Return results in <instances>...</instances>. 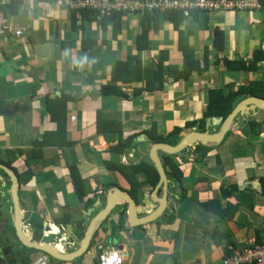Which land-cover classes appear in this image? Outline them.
<instances>
[{
	"label": "crops",
	"instance_id": "crops-1",
	"mask_svg": "<svg viewBox=\"0 0 264 264\" xmlns=\"http://www.w3.org/2000/svg\"><path fill=\"white\" fill-rule=\"evenodd\" d=\"M254 1L260 8L184 16L179 29L173 20L162 17L153 22L149 47L139 52L142 16H127L116 32L111 21L104 25L103 20L78 13L73 20L68 0H0V10L23 31L21 37L0 34V159L13 161L20 176L27 164L24 160L33 162L34 141L43 142L46 134L58 130L49 103L62 97L71 99L62 135L66 144L46 145L32 182L22 184L20 190L26 218L44 223L42 243L61 245L65 238L51 234L47 225H67L68 232H64L78 237L67 250L64 244L65 251L59 250L77 253L92 225L107 210L108 196L118 188L136 201L135 219L146 218L159 208L153 196L156 188L151 193L139 189L135 196L116 164L150 161L152 145L146 132L154 128L157 136L172 145L184 132H218L219 121L207 118L202 123L210 91L264 80V63L258 72L227 71L224 62L215 64L222 58L248 63L257 51L264 53V0ZM217 29L224 37L219 53L214 47ZM180 47L195 53L202 71L180 81L168 75L163 90L144 91L148 81L154 82L157 66L163 61L165 71L170 65L183 70ZM132 55L141 61L145 77L135 83L115 81L117 62ZM114 82H120L116 86L127 97L103 92ZM243 115L237 116L222 142L206 147L210 148L207 154L198 150L200 145L180 154L183 185L169 181L173 198L167 210L177 214L175 221L165 220L166 210L157 220L134 226L130 206L122 199L104 222L94 226L96 233L84 254L75 261L54 260L53 264H98L99 247L117 249L114 240L122 246L118 250L124 264H223L244 242L264 244V134L260 132L264 112L257 115L251 108ZM251 122L258 124L256 131ZM176 128L181 132L171 136ZM55 139L59 142L60 138ZM121 145H125L120 148L124 152L114 149ZM18 150L27 156L22 157ZM200 154L205 155L204 163L199 161ZM74 174L82 181L84 195L74 191ZM138 178L146 179L143 174ZM233 187L238 191H232ZM184 188L188 195L183 201ZM224 191L230 192L229 200L223 197ZM158 195L162 197L161 190ZM212 200L219 201L223 209L232 204L236 211L220 218L202 207Z\"/></svg>",
	"mask_w": 264,
	"mask_h": 264
},
{
	"label": "trees",
	"instance_id": "trees-1",
	"mask_svg": "<svg viewBox=\"0 0 264 264\" xmlns=\"http://www.w3.org/2000/svg\"><path fill=\"white\" fill-rule=\"evenodd\" d=\"M74 12L73 20H75V16L77 15V12ZM197 12V11H195ZM194 12V13H195ZM200 13V12H199ZM79 14V13H78ZM81 14L85 15V17H92L95 20H103L104 25H106L107 22L111 21L113 24V28L116 29V32L118 29L121 28L122 22L125 20L127 16H129L126 12L121 11H113L110 12L105 17H100V14H94L90 11H84ZM193 14V13H192ZM138 16L143 17V27H142V33L137 38V48L139 52L144 51L149 47V32L153 26V22L159 21L160 18H165L167 20H173L176 26V29H179V23L183 20L184 15L181 12L178 11H168L165 13H161L158 11L155 12H146L143 15L137 14ZM182 33V32H181ZM183 34V33H182ZM96 44V42L94 43ZM87 42L84 44V48H87ZM214 47L216 48L217 52H221L224 48V37L223 33L217 29L214 34ZM181 51L183 53V70L181 71L179 68V65H170L166 71L163 66V62L160 63L155 71V77L152 79L154 82H147V86L144 89V91H147L149 93L154 91H161L164 89L165 85V79L168 75L174 79V81H180L184 79H189L191 77L190 75L194 72H201V65L196 60L195 53L189 49L181 48ZM87 57H90V51H88ZM209 52L208 50L205 53V63L208 64L209 62ZM221 62H224V65L226 66L227 71H245V72H258L260 69V64L264 63V53L257 51L251 62L246 63L243 60L239 61H231L227 58L218 59L215 64L219 65ZM145 74L142 71V63L138 59L136 55L129 56L128 59L125 62H117L116 69L113 71V76L115 81H122V83H135L140 82L143 80V76ZM145 77V76H144ZM156 81V82H155ZM117 83L120 82H114V85H110L108 87H105L103 89V92L106 94L113 93L117 97H127L125 96L120 89L118 88ZM143 92V91H141ZM248 97H258L264 99V80H254L249 82L248 84L241 85L239 87H229L227 89H214L210 91L209 94V101H208V109L205 114V118L202 120V123L206 122L207 118H222L223 120H226L228 116L233 112L235 107L239 104V102L242 99H246ZM71 101L70 98L62 97L58 98L56 101H52L49 103V112L52 116V119L55 123L58 124V130L57 132H54L53 134H46L47 139H45L43 142H35L34 141V148L32 150L33 154V162L28 163L24 166L22 174L20 175V178L22 180V184H28L32 182L34 178V167L36 164H38V161L42 159L43 155V149L46 145H55L58 143V145L63 146L66 144L65 137L63 138L62 135H64V128L66 126V120H67V106L68 103ZM196 124V123H195ZM251 127L254 128L256 131L257 123L251 122ZM204 131V129H203ZM181 132L180 128H176L174 132L170 133L171 136H178ZM148 139H150L151 143L150 146L156 143H167V140L161 136L156 135V129L147 131L146 132ZM258 135V134H257ZM59 136V142L58 138ZM51 137V138H50ZM50 139V140H48ZM55 139V140H54ZM63 139L62 141H60ZM172 144V143H169ZM176 144V143H175ZM120 148H125V145H121L118 147H115V150H118L120 152H124ZM210 148H206L202 145L198 147V150H203L206 154L208 153V150ZM9 154L16 153L15 151H8ZM201 153V152H200ZM163 156V163L164 167L167 171V174L171 181L178 182L180 181L183 185L184 181V170H183V158L178 155H166L162 154ZM202 156L199 160L200 162L204 163V156L203 154H200ZM0 162H3L0 159ZM10 165L14 162L10 161ZM117 169L120 171V173L127 178L131 185V192L135 196H137V192H139V189H148V191L151 193L158 185L160 181V176L158 174V171L151 161H141L138 164H116ZM14 170L18 173V169L16 166H14ZM139 174L145 175L146 179L144 181H140L138 178ZM262 184H264V178L261 179ZM74 191L78 194H85V189L82 184V181L78 180L76 175L74 174ZM188 190L183 191L182 194V200L184 201L187 197ZM232 191H238L237 187H233ZM223 197L225 199H230L231 195L229 191L223 192ZM202 207H205L207 211H210L217 215L220 218H224L226 215H229L233 210L236 211V208L230 204L227 209H223L222 205L219 201L212 200L209 203H205L202 205ZM171 222L175 221V217L170 219ZM29 222V220H28ZM30 223L33 227L39 228L41 230H44V226L42 223L38 224L34 218L30 219ZM12 236L14 237V246L16 247L18 245L17 235L15 232V229L13 225H10ZM260 239V238H259ZM261 241V240H260ZM258 244H262V242H258ZM16 253H13L12 255H9L10 261L9 263L3 262L0 260V264H31L34 262L35 258H31L30 255H25L23 251L15 248ZM18 252V253H17ZM229 257V256H228ZM226 257V258H228ZM225 258V259H226ZM224 259V260H225Z\"/></svg>",
	"mask_w": 264,
	"mask_h": 264
},
{
	"label": "water",
	"instance_id": "water-1",
	"mask_svg": "<svg viewBox=\"0 0 264 264\" xmlns=\"http://www.w3.org/2000/svg\"><path fill=\"white\" fill-rule=\"evenodd\" d=\"M252 108V112L256 111L257 115L260 112H264V99L258 98V97H248L242 102H240L233 112L228 116L226 120H223L222 118H213L214 120L219 121V124H222V127L220 130L216 133L209 134V133H203V132H190V133H182L181 135V140L177 144H169V143H156L151 146L150 152H149V160L153 162L155 165L158 174L160 176V181L153 192V196L159 206V208L151 215L147 216L146 218H138L135 219L134 217L136 216V201L134 198L126 191L118 188L115 189V191L108 196L109 203H108V208L103 212L97 219L96 224L102 222L105 220L110 213L112 212V208L114 207V204L118 203L122 199H125L126 202H128L130 206V215H131V223L132 225H143L146 224L147 222L150 221H155L157 220L160 216L163 215V213L167 210L168 206H170L171 199H168V186H169V177L167 174V171L164 167L163 160L161 158V153L166 154V155H178L187 150L188 148H193L196 149V146L202 145L204 147H214L215 144L220 143L223 141L225 136L228 134V132L231 130V128L234 125V122L236 121L237 116L243 115L244 112H246L248 109ZM256 115V116H257ZM244 116V115H243ZM256 116H253L252 119H255ZM249 118V117H248ZM260 132L264 134V123L260 124ZM20 154L22 153L21 150H18ZM0 169L4 170L11 178V198H12V212H13V224L15 228V232L17 235V240L19 242L18 249L23 250V249H31V250H37L41 251L44 253L49 254L51 257L61 260V261H75L77 260L78 257H80L82 254H84L92 241V238L94 234L96 233L95 225H92L91 229L88 232V235L86 239H84V242L82 244L81 250H79L77 253L74 254H65L62 253L58 250L57 247L62 248L60 244L57 246L51 245L48 243H40L35 240V234H32V238L29 239L30 236H28L25 233V226H24V210L22 209L21 205V198L19 196L20 188H21V182L18 176V173L16 171H13L12 169H9L2 164H0ZM1 180V178H0ZM180 185V183L178 184ZM5 186V185H4ZM164 190V194L162 198L158 197V192L160 188ZM1 188V186H0ZM179 192H181V189H179ZM173 211V210H172ZM88 223L87 225H89ZM61 230L66 229L67 230V225L60 224L58 225ZM72 226V225H69ZM50 230L52 231H57L58 227L56 225H49ZM68 232V230H67ZM69 235V233H68ZM71 235V234H70ZM70 235L67 240V242L70 241ZM45 237V235H44ZM78 237V236H77ZM76 237V238H77ZM74 238V237H73ZM64 242V241H63ZM113 244L116 245L119 249H122V246L118 244L117 240L113 241ZM12 252V248L10 247L6 253H3L2 248H0V259L1 255L3 254L4 256L10 254Z\"/></svg>",
	"mask_w": 264,
	"mask_h": 264
},
{
	"label": "built area",
	"instance_id": "built-area-1",
	"mask_svg": "<svg viewBox=\"0 0 264 264\" xmlns=\"http://www.w3.org/2000/svg\"><path fill=\"white\" fill-rule=\"evenodd\" d=\"M70 10L81 14L90 11L107 16L110 12L121 11L129 15H143L146 12L178 11L190 17L195 11L205 14L239 12L247 9H258L260 5L254 0H68ZM0 34L21 37L23 31L10 17L0 10ZM98 257L99 264H124L125 258L118 250L104 248ZM33 264H47L45 257ZM224 264H264V244L255 240L246 242L242 249L234 251L224 260Z\"/></svg>",
	"mask_w": 264,
	"mask_h": 264
},
{
	"label": "flooded vegetation",
	"instance_id": "flooded-vegetation-1",
	"mask_svg": "<svg viewBox=\"0 0 264 264\" xmlns=\"http://www.w3.org/2000/svg\"><path fill=\"white\" fill-rule=\"evenodd\" d=\"M9 163H10V161L0 162V164H2L3 166L15 171L13 164L10 165ZM0 178H1L0 184L1 185H3V183L5 184V187L1 188V190H0V248H2L3 253H6L8 251V249L10 248V245L8 243V239H5V238L12 235V231L10 228V225H11L10 221L13 218V213L11 212V209L13 207H12V198H11V192H10L11 187H12V183H11L10 176L4 170H1V169H0ZM19 179L21 182L20 186H22V180H21L20 176H19ZM20 190H21V188H20ZM160 190H161L162 197H163L164 190L162 189V187L160 188ZM178 194H181V193H178ZM19 196H20V192H19ZM170 198H173V193L171 195L170 185H169L168 186V199H170ZM24 225L28 226V222H27L25 215H24ZM9 257H10L9 254L6 256H4L2 254L0 260L3 262L9 263V261H10Z\"/></svg>",
	"mask_w": 264,
	"mask_h": 264
},
{
	"label": "clouds",
	"instance_id": "clouds-1",
	"mask_svg": "<svg viewBox=\"0 0 264 264\" xmlns=\"http://www.w3.org/2000/svg\"><path fill=\"white\" fill-rule=\"evenodd\" d=\"M159 193V192H158ZM158 197L159 198H161L159 195H158ZM168 212V214H170V211L169 210H167ZM11 212H12V210H11ZM13 213V212H12ZM166 214V213H165ZM167 214V215H168ZM26 217V216H25ZM109 217V216H108ZM107 217V218H108ZM106 218V219H107ZM27 219V222H28V220H29V222H28V226H25L26 228H25V233L28 235V236H30L29 237V239H31L32 238V234L34 233L36 236H35V240L37 241V242H40V243H42V240H43V238H44V235H45V233H44V230H41V229H39L38 227L37 228H35V227H33L32 226V224L30 223V219H31V217H28V218H26ZM105 219V220H106ZM105 220H103V222L105 221ZM10 224L11 225H13V227H14V224H13V220H11L10 221ZM49 225L51 226V225H53V224H48L47 226L49 227ZM54 225H56L57 227H58V233H56V231L54 230V231H52V230H50V232H51V234H53L54 236L56 235V234H58L57 236H59V239L61 240V239H64L65 238V240H64V242H62L61 243V246H62V248H59V247H57L58 248V250L59 249H63L64 250V248H63V244H64V246H65V250H67L69 247L68 246H72L73 244H74V242L76 243V241H74V240H77V238H73L74 236L71 234L70 235V241L69 242H67V240H68V238H69V235L68 234H66V232H64V230L65 229H62L61 230V228L58 226V225H60V224H54ZM43 226H44V223H43ZM65 226V225H64ZM15 229V228H14ZM49 229H50V227H49ZM76 236H78V235H76ZM5 239H8V243H9V245H10V247L12 248V252L9 254V255H12L13 253H16V251H15V248L17 247V249H18V245H19V243H18V245L15 247L14 246V237L12 236V235H10L9 237H7V238H5ZM246 242H244V244H245ZM58 244H60V243H57L55 246H57ZM104 248H105V246H103ZM243 248V247H242ZM241 248V249H242ZM109 249V248H108ZM112 249V248H111ZM64 250V251H65ZM114 250H118V248L116 249H114ZM238 250H240V249H238ZM238 250H235V251H238ZM21 251H23V253L25 254V255H30L31 256V258H35V260H34V262L37 260V259H39V258H42V257H45L46 258V260H47V264H53V262H54V260H56L57 261V259H55V258H53V257H51L49 254H47V253H44V252H41V251H37V250H31V249H23V250H21ZM60 251V250H59ZM119 251V250H118ZM61 252V251H60ZM121 252V251H120ZM18 253V252H17ZM69 253H71V252H67V253H65V254H69ZM101 254V253H100ZM233 254V253H232ZM231 254V255H232ZM231 255H229V257L231 256ZM99 257V256H98ZM99 261V260H98ZM34 262H32L31 264H33ZM98 264H99V262H98ZM223 264H224V262H223Z\"/></svg>",
	"mask_w": 264,
	"mask_h": 264
},
{
	"label": "rangeland",
	"instance_id": "rangeland-1",
	"mask_svg": "<svg viewBox=\"0 0 264 264\" xmlns=\"http://www.w3.org/2000/svg\"><path fill=\"white\" fill-rule=\"evenodd\" d=\"M147 150H149V146L146 147V151H147ZM5 153H6V152H5ZM7 153H8V152H7ZM8 154H9V153H8ZM21 156H22V157H26L27 155H26V154H21ZM148 156H149V155H148ZM24 163H25V164H26V163L28 164V161H27V160H24ZM145 190H146V189H145ZM147 191H148V190H147ZM148 192H149V191H148ZM21 194H23L22 191H21ZM142 194H143V193H142ZM143 214H144V213H141V212H140V215H141V216H143ZM174 217L177 218V214H176V213H174L173 215L168 214V215H166L165 220L167 221V219L170 220L171 218H174Z\"/></svg>",
	"mask_w": 264,
	"mask_h": 264
}]
</instances>
